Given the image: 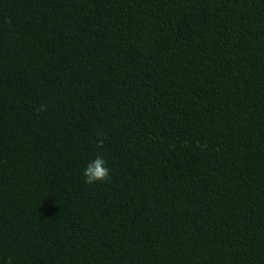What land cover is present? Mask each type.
I'll return each instance as SVG.
<instances>
[{
    "label": "trees",
    "instance_id": "obj_1",
    "mask_svg": "<svg viewBox=\"0 0 264 264\" xmlns=\"http://www.w3.org/2000/svg\"><path fill=\"white\" fill-rule=\"evenodd\" d=\"M0 264H264V0H0Z\"/></svg>",
    "mask_w": 264,
    "mask_h": 264
},
{
    "label": "clouds",
    "instance_id": "obj_2",
    "mask_svg": "<svg viewBox=\"0 0 264 264\" xmlns=\"http://www.w3.org/2000/svg\"><path fill=\"white\" fill-rule=\"evenodd\" d=\"M46 106H41L37 111H46ZM107 137L98 133L96 136V144L98 148H103L105 145ZM84 183L89 186L95 185L100 182H111L112 175L111 169L107 167V161L104 159L102 155H97V157L90 161L86 168L84 169Z\"/></svg>",
    "mask_w": 264,
    "mask_h": 264
}]
</instances>
